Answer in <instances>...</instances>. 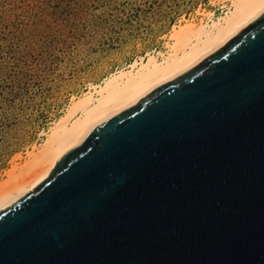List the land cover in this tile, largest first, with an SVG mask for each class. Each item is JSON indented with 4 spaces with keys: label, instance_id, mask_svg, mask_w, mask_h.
Returning a JSON list of instances; mask_svg holds the SVG:
<instances>
[{
    "label": "water",
    "instance_id": "95a60500",
    "mask_svg": "<svg viewBox=\"0 0 264 264\" xmlns=\"http://www.w3.org/2000/svg\"><path fill=\"white\" fill-rule=\"evenodd\" d=\"M0 264H264V14L1 211Z\"/></svg>",
    "mask_w": 264,
    "mask_h": 264
},
{
    "label": "rangeland",
    "instance_id": "374dc122",
    "mask_svg": "<svg viewBox=\"0 0 264 264\" xmlns=\"http://www.w3.org/2000/svg\"><path fill=\"white\" fill-rule=\"evenodd\" d=\"M225 0H0V182L72 100Z\"/></svg>",
    "mask_w": 264,
    "mask_h": 264
},
{
    "label": "bare ground",
    "instance_id": "6f19581e",
    "mask_svg": "<svg viewBox=\"0 0 264 264\" xmlns=\"http://www.w3.org/2000/svg\"><path fill=\"white\" fill-rule=\"evenodd\" d=\"M219 16L208 12L199 22L178 25L166 50L148 52L126 68L90 83L45 132L25 161L7 170L0 182V212L24 198L105 121L139 104L162 85L192 70L264 14V0H225Z\"/></svg>",
    "mask_w": 264,
    "mask_h": 264
}]
</instances>
